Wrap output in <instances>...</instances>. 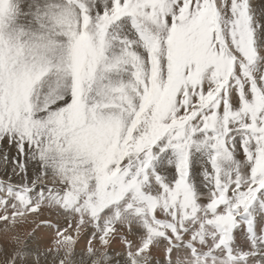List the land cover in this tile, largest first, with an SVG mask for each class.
Masks as SVG:
<instances>
[{
  "label": "snow or ice",
  "instance_id": "obj_1",
  "mask_svg": "<svg viewBox=\"0 0 264 264\" xmlns=\"http://www.w3.org/2000/svg\"><path fill=\"white\" fill-rule=\"evenodd\" d=\"M0 167V264H264V0H0Z\"/></svg>",
  "mask_w": 264,
  "mask_h": 264
},
{
  "label": "bare ground",
  "instance_id": "obj_2",
  "mask_svg": "<svg viewBox=\"0 0 264 264\" xmlns=\"http://www.w3.org/2000/svg\"><path fill=\"white\" fill-rule=\"evenodd\" d=\"M257 3H259V0L257 1ZM0 175H3V168L2 167H0ZM31 219H37L38 221H43V220H55V219H51V218H49V214L47 213V212H45L44 213V215H42V216H40V217H30V220H29V222L28 223H23V224H20V225H18L17 226V231L21 234V235H28V234H31V231H32V229L33 228H35L36 226L35 225H33L30 221H31ZM61 223V225H63V222H60ZM4 222H2V221H0V240H3L2 242L4 243L5 242V240H6V234H5V232H4ZM47 231H48V229H46ZM45 230V231H46ZM49 232H51L50 230H49ZM48 232V233H49ZM47 233V232H46ZM51 233H53V232H51ZM50 233V234H51ZM45 234V233H44ZM8 235H11V233H9ZM55 235V234H54ZM55 237V236H54ZM54 239V238H53ZM52 239V240H53ZM51 240V241H52ZM50 241V240H49ZM50 243V242H49ZM48 245H50V244H48Z\"/></svg>",
  "mask_w": 264,
  "mask_h": 264
},
{
  "label": "rangeland",
  "instance_id": "obj_3",
  "mask_svg": "<svg viewBox=\"0 0 264 264\" xmlns=\"http://www.w3.org/2000/svg\"><path fill=\"white\" fill-rule=\"evenodd\" d=\"M258 1V0H257ZM49 218H53V219H56L54 216H50L49 215ZM63 222V221H61ZM63 226V225H62ZM35 229V236L37 238V241L41 244L42 247H49L50 245L48 244H51V240L54 238V234H55V230L54 229H49L47 227H45L44 225H40V227H35L33 228ZM33 229L31 231V233L33 232ZM48 229V231L46 230ZM46 230V231H45ZM49 230L51 232H49ZM47 232V233H46ZM49 232V233H48ZM45 233V234H44ZM51 233V234H50ZM50 240V241H49ZM3 240H0V244H3L2 242ZM50 242V243H49Z\"/></svg>",
  "mask_w": 264,
  "mask_h": 264
}]
</instances>
